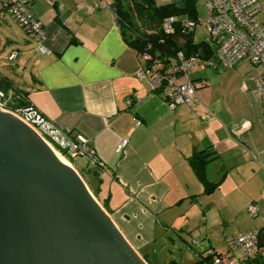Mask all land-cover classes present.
I'll use <instances>...</instances> for the list:
<instances>
[{"label": "crops", "instance_id": "obj_1", "mask_svg": "<svg viewBox=\"0 0 264 264\" xmlns=\"http://www.w3.org/2000/svg\"><path fill=\"white\" fill-rule=\"evenodd\" d=\"M95 2L34 1L49 53L36 45L30 81L13 85L56 127L89 140L103 164L89 175L91 190L99 188L97 200L107 201L113 223L147 264L158 263H148L144 251L154 246L150 253L157 256L165 244L175 247L174 264H212L209 249L232 254L230 236L263 226L264 108L254 88L259 71L248 60L233 68L213 58L201 61L189 72L195 104L172 110L138 77L142 62L125 42L111 3ZM123 139L128 144L118 153ZM207 150L216 153L207 179L217 185L208 194L190 166L195 152ZM250 205L259 217L249 215Z\"/></svg>", "mask_w": 264, "mask_h": 264}, {"label": "water", "instance_id": "obj_2", "mask_svg": "<svg viewBox=\"0 0 264 264\" xmlns=\"http://www.w3.org/2000/svg\"><path fill=\"white\" fill-rule=\"evenodd\" d=\"M0 264H147L78 172L1 109Z\"/></svg>", "mask_w": 264, "mask_h": 264}, {"label": "built area", "instance_id": "obj_3", "mask_svg": "<svg viewBox=\"0 0 264 264\" xmlns=\"http://www.w3.org/2000/svg\"><path fill=\"white\" fill-rule=\"evenodd\" d=\"M34 1L0 0V23L11 20L19 25L29 38L37 43L38 50L46 54L49 51L43 45L45 29L31 10ZM100 1L102 0H96V7H99ZM201 2L204 11L200 12L198 19L186 20L181 23V27L194 35L196 27L201 24L215 47L213 59L223 68H233L244 60H248L256 67L259 75L255 79L254 88L264 108V19L261 16L264 12L262 6L264 0H201ZM177 25L180 24L176 17L167 18L161 25L162 33L171 35ZM18 56V51H13L8 59L15 61ZM141 61L143 64L138 77L140 80L148 81L152 91L160 93L170 109L195 104L197 90L189 72L200 65L199 56H186L185 52L180 50L177 53V63L168 68H164L160 62H153L148 54L143 55ZM8 99L6 93L0 90V109L13 113L31 127L55 153L64 158H87L93 165L103 166L87 138L81 135L69 137L33 105L10 111L7 107ZM134 121L136 126L141 124L138 119ZM127 144V139L121 140L117 152L121 153ZM247 210L251 217H259L257 206L250 205ZM262 220L261 228L228 238L232 254L224 255L209 249L207 256L212 264H264V217Z\"/></svg>", "mask_w": 264, "mask_h": 264}, {"label": "trees", "instance_id": "obj_4", "mask_svg": "<svg viewBox=\"0 0 264 264\" xmlns=\"http://www.w3.org/2000/svg\"><path fill=\"white\" fill-rule=\"evenodd\" d=\"M200 8L201 0H180L178 3L164 5L155 0H114L110 6L125 42L137 51L140 60L143 55L148 54L153 62H160L164 68L177 63V53L180 50H183L186 56H199L203 62L214 57L215 47L211 42L203 40L197 43L194 35L181 27V23L186 20H197ZM172 16L178 19L180 25L176 26L175 32L171 35L163 34L161 25ZM0 90L9 97L7 107L10 111L14 112L21 107L32 105L27 99V92L15 88L9 79L0 80ZM62 155L65 156L63 153ZM66 159L70 161L69 157ZM215 159V151L207 150L195 152L190 160V166L204 185L207 194L217 187L207 179L206 171L208 164ZM98 190L93 192L97 199ZM106 202L104 201L102 205L108 211ZM208 260L210 261L206 258L204 261Z\"/></svg>", "mask_w": 264, "mask_h": 264}, {"label": "rangeland", "instance_id": "obj_5", "mask_svg": "<svg viewBox=\"0 0 264 264\" xmlns=\"http://www.w3.org/2000/svg\"><path fill=\"white\" fill-rule=\"evenodd\" d=\"M105 2L112 4L114 0H105ZM178 2H180V0H161L160 4L164 5V4L178 3ZM262 6L264 8V2ZM200 11L201 12L204 11L202 2H201ZM261 16L264 19V12ZM194 36H195V42L197 43L203 40L209 42L211 41L207 35V32L205 31V29L202 27L201 24H199L196 27ZM36 45L37 44L29 38L26 32L19 25L15 24L13 21L9 20L7 23H0V80L3 78L9 79L10 81L14 82V85H16L17 87H22L25 81L29 82L32 74V66H33L32 60H34L35 55L37 53L34 51V49L37 48ZM16 50H19L22 56L18 60L10 61L8 59L9 55L11 54V52ZM70 161L78 169V171L80 172L78 174L81 176V178L86 183L89 190L95 197L93 190H91L90 187L95 185L93 182L94 177L89 175L90 173L93 172V169H95L96 165H93L87 158H79V157L70 158ZM97 201L100 203L99 200ZM100 205L103 207L101 203ZM105 212L107 215H109L106 209ZM157 248H159L160 250L157 256H153L150 253V250L152 249L154 250V246L144 251V254L146 255L149 254L151 256V257L150 256L145 257L148 263L157 262L158 264L160 263L174 264L173 261H176V259L178 260V256L176 255V253L172 254V252H174L175 249V247H173L172 245L165 244ZM220 254H226V252Z\"/></svg>", "mask_w": 264, "mask_h": 264}, {"label": "bare ground", "instance_id": "obj_6", "mask_svg": "<svg viewBox=\"0 0 264 264\" xmlns=\"http://www.w3.org/2000/svg\"><path fill=\"white\" fill-rule=\"evenodd\" d=\"M56 155L59 157V159H61V160L64 161L65 163H67L66 160H64V158H63L62 156L58 155L57 153H56Z\"/></svg>", "mask_w": 264, "mask_h": 264}]
</instances>
